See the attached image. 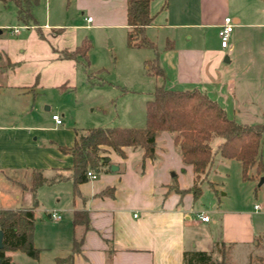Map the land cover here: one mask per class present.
Here are the masks:
<instances>
[{"label":"crops","instance_id":"obj_1","mask_svg":"<svg viewBox=\"0 0 264 264\" xmlns=\"http://www.w3.org/2000/svg\"><path fill=\"white\" fill-rule=\"evenodd\" d=\"M40 1L31 9L30 24L17 20L14 5L0 2V95L5 94L3 100L9 104L25 103L28 108L27 103H34L30 96L37 89H72L76 66L88 68V56L86 67L79 59L61 58L62 53H72L83 43L90 45L88 55L91 37L79 35V30L108 28L118 30L125 38L127 33L125 0H44L39 5ZM148 12L152 21L144 30L145 37L154 47L157 40L164 42L156 55L164 79L159 78L155 85L169 91L195 90L215 102L227 119L250 125L246 122L253 117L256 104L264 108V88L258 95L252 89L251 96L245 90L264 85V0H151ZM79 15L86 16L83 26L75 24ZM225 17L233 23L228 47H213L207 33L217 35ZM86 18L91 21L87 23ZM17 26L27 28L17 34L8 30ZM107 37L112 43V33ZM127 49L131 58L136 54L133 52L142 50ZM132 63L138 66V60L132 58ZM246 103L252 105L251 112L244 107ZM51 122L54 128L61 126ZM73 138L72 134L71 143L62 147H70ZM46 140L43 138L39 148L32 147L35 139L21 128L0 124V181L10 190L15 187L19 191L15 192L13 206L0 210H32L31 244L38 250L36 259L21 252L29 261L20 260L16 255L19 251L6 252L9 264H183L187 252L211 255L218 248L248 256L249 248L264 238V209L257 213L253 206L215 210L214 216L202 210L193 212L194 216L207 215L206 223L190 218L195 199L190 193L177 194L175 190L189 189L193 173L190 166L181 163L172 134H156L154 158L144 160L142 173L139 151L123 148L121 158L108 150L104 154L107 165L93 173L95 180L77 185L76 195L67 170L70 156L61 154L56 149L59 145ZM220 142H215V148ZM111 166L116 171H110ZM33 171L41 172L49 183L39 186L34 196L29 190ZM11 176H22V182ZM60 185H68L67 191L63 196L54 193L55 208L44 212L46 221H40L41 229L36 228L38 190ZM108 189H112L111 197L105 192ZM101 192L106 194L100 198ZM75 212L86 214L87 229L83 232L77 226V234L83 233L82 244L73 252ZM52 213L59 220H52ZM62 214L67 216L63 222ZM211 222L213 225L204 232L189 233Z\"/></svg>","mask_w":264,"mask_h":264},{"label":"rangeland","instance_id":"obj_2","mask_svg":"<svg viewBox=\"0 0 264 264\" xmlns=\"http://www.w3.org/2000/svg\"><path fill=\"white\" fill-rule=\"evenodd\" d=\"M43 1L41 0L39 5L43 4ZM85 17V15L79 18L75 16V24L85 25ZM4 33L7 32L4 31ZM77 33L86 38L91 37V49L87 55L88 68L83 69L81 65L75 68L73 80L71 78L72 89H65L63 92L45 88L37 89L36 94L30 96V99H34V103H27V106L30 105L29 108L25 103L9 104L3 100L5 94L0 95V124L21 128L24 133L31 136V139H35L31 143L32 147L39 148L43 138L59 146H66L71 143L74 130L143 127L145 102L151 99L150 94L157 86L156 82L159 84V78L150 76L145 67V63L152 58L153 50L140 49V52H133L136 53L132 56L133 60H138V66L135 67L129 54L130 50L127 49L129 47L126 48V38L123 34L120 35L118 30L83 29ZM108 33H112V43L109 37L106 38ZM207 41L213 47L219 46L217 35L212 31L207 33ZM163 43L157 40L154 52L156 55L161 52ZM2 80L0 84H3ZM255 87L245 90L250 92L251 96L254 89L255 94L258 95V91L262 90L264 85ZM260 106L261 103L256 104L253 117H250L246 123L257 125L264 122V108ZM244 107L250 112L253 110L252 105L247 103ZM51 115L59 118L60 127L54 128L50 120ZM219 140L215 138L211 141L212 163L206 179L199 182L200 195L193 201L191 219L196 220L198 213L194 216L193 212L201 210L214 216L215 210L248 209L253 205L260 207L259 212L264 209V185H258L259 178L264 176V171L261 176L254 177V181H241L238 164L232 160L221 159L215 152V142ZM260 154L264 169V136L261 140ZM10 178L19 182L23 179L22 176ZM208 181L212 185L208 184ZM67 188L68 185H60L38 190L35 196L37 200L36 228L43 227L40 221L43 223L46 221L44 212L55 208L54 193L57 192L63 196ZM15 192L19 193L17 188L10 190L8 185L0 181V208L13 206ZM62 202L61 199L60 203ZM66 217L62 214L61 222ZM212 225V222L208 225H198L189 233H202L206 227ZM249 251L248 259L244 253L238 256L233 255L232 250L218 248L211 253L207 264H264V238H260L258 245L249 248ZM189 253L191 252H187ZM16 255L20 257V260L29 261L21 252H17Z\"/></svg>","mask_w":264,"mask_h":264},{"label":"trees","instance_id":"obj_3","mask_svg":"<svg viewBox=\"0 0 264 264\" xmlns=\"http://www.w3.org/2000/svg\"><path fill=\"white\" fill-rule=\"evenodd\" d=\"M39 0H0L11 3L16 8V18L22 24L33 22L31 9ZM151 0H125L126 46L132 49H150L155 47L145 35L144 30L152 21L148 6ZM90 45L83 43L72 53H62L61 58L79 59L87 66V52ZM147 73L155 78L164 79L158 67L156 54L145 63ZM167 132L173 136V146L177 150L181 163L190 166L193 173L191 187L184 191L175 190L177 194L190 193L193 199L200 195L199 182L208 174L213 158L210 143L220 139L215 152L224 160H233L239 164L240 180L251 181L261 176L264 169L261 163L260 145L264 136V122L257 125H240L227 119L223 110L204 94L195 90L169 91L158 85L154 87L152 97L144 105L143 128H93L74 130L70 147L56 146L63 155L71 158V167L67 169L73 184V195L77 194L76 186L87 181L86 173H98L107 165L104 154L110 150L123 158V148L140 152L139 173H142L143 162L154 158L155 136ZM44 184H49L39 171L31 174L30 192ZM112 189L105 192L111 197ZM101 192L98 197L106 193ZM35 206V203H34ZM33 212L29 210H0V231L2 248L0 264H9L6 252L19 251L31 259H36L38 250L31 244L33 231ZM86 214L75 212L72 220V251L76 252L82 244V234H77V226L84 232L87 229ZM75 229V230H74ZM210 254L203 252L185 253L183 264H207Z\"/></svg>","mask_w":264,"mask_h":264},{"label":"built area","instance_id":"obj_4","mask_svg":"<svg viewBox=\"0 0 264 264\" xmlns=\"http://www.w3.org/2000/svg\"><path fill=\"white\" fill-rule=\"evenodd\" d=\"M90 21H91L90 18H86L87 23H89ZM24 28L27 27L24 26L10 27L8 28V30L11 31L13 34H17L20 30ZM232 29H233V23L231 22V20L228 17L223 18L217 30V38L219 40V47L221 49H226L228 47L229 37L231 35ZM51 121H53L55 125L60 124L59 118L55 115L51 116ZM86 178L92 181L96 179V176L91 172H87ZM252 209L254 212L260 211V207L258 205H253ZM49 217L54 221L59 220V216L56 215L55 213L50 214ZM197 219L202 223H206L208 221V216L204 214H198Z\"/></svg>","mask_w":264,"mask_h":264},{"label":"water","instance_id":"obj_5","mask_svg":"<svg viewBox=\"0 0 264 264\" xmlns=\"http://www.w3.org/2000/svg\"><path fill=\"white\" fill-rule=\"evenodd\" d=\"M224 62H227V59H224ZM110 171H112V172L116 171V167L111 166ZM258 185H264V177L259 178ZM1 248H2V232L0 231V250H1Z\"/></svg>","mask_w":264,"mask_h":264}]
</instances>
